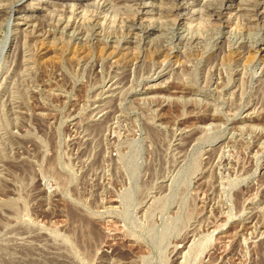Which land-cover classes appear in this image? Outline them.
Wrapping results in <instances>:
<instances>
[{
    "label": "rangeland",
    "instance_id": "1",
    "mask_svg": "<svg viewBox=\"0 0 264 264\" xmlns=\"http://www.w3.org/2000/svg\"><path fill=\"white\" fill-rule=\"evenodd\" d=\"M208 263L264 264V0H0V264Z\"/></svg>",
    "mask_w": 264,
    "mask_h": 264
},
{
    "label": "bare ground",
    "instance_id": "2",
    "mask_svg": "<svg viewBox=\"0 0 264 264\" xmlns=\"http://www.w3.org/2000/svg\"><path fill=\"white\" fill-rule=\"evenodd\" d=\"M119 12V11H118ZM219 14V13H218ZM84 16V15H83ZM24 18V17H23ZM61 20V19H60ZM69 20V19H68ZM40 22V21H39ZM164 23V22H163ZM203 23V22H202ZM236 23V22H235ZM162 24V23H161ZM68 25V24H67ZM150 25V24H149ZM153 28V27H152ZM165 35V34H164ZM159 39V38H158ZM171 39V38H170ZM174 39V38H173ZM111 209V208H110ZM115 209V208H114ZM189 238V237H188ZM210 263V262H209ZM208 263V264H209Z\"/></svg>",
    "mask_w": 264,
    "mask_h": 264
}]
</instances>
